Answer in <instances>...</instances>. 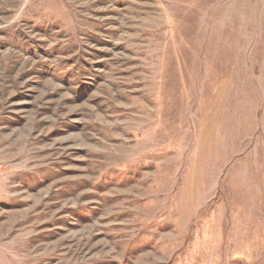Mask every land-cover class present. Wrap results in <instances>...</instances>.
Segmentation results:
<instances>
[{
    "label": "rangeland",
    "instance_id": "374dc122",
    "mask_svg": "<svg viewBox=\"0 0 264 264\" xmlns=\"http://www.w3.org/2000/svg\"><path fill=\"white\" fill-rule=\"evenodd\" d=\"M0 264H264V0H0Z\"/></svg>",
    "mask_w": 264,
    "mask_h": 264
}]
</instances>
